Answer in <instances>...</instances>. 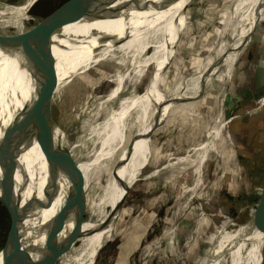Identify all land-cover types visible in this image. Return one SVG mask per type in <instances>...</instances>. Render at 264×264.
<instances>
[{
    "label": "bare ground",
    "instance_id": "1",
    "mask_svg": "<svg viewBox=\"0 0 264 264\" xmlns=\"http://www.w3.org/2000/svg\"><path fill=\"white\" fill-rule=\"evenodd\" d=\"M192 1L125 0L111 10L106 19L91 23L76 21L62 27L53 46L57 68L41 78L37 88L53 120L54 132L48 144L44 148L40 145L37 152L33 148L39 137V116L30 105L23 113L29 143V149L22 156L24 174L17 177L18 184L25 185L23 200L43 196L48 169L58 172L51 204L45 205L39 213V233L35 239L37 255L46 245L53 244L52 233L55 232L58 246L46 254L53 264H96L101 250L114 236L116 219L112 215L123 210L122 200L127 187L160 171H143L153 161L152 135L159 134L157 132L163 128L174 127L180 130L181 140L187 145L184 154L175 162H168L166 167L174 165L193 170L192 183L180 189V215L194 203L200 211L196 233L187 241L179 259L181 264H187L197 233L211 221L206 200L198 199L209 162L207 154L203 155L201 103L212 75H217L218 83H223L227 64L231 67L232 61L236 62L247 34L253 29L249 27L261 23L259 12L264 10V6H260L262 0H212L222 11V20L218 24L220 28L224 27L220 44L214 57L216 40L207 52L208 66L203 63L198 71L186 76L179 58L184 34L189 28ZM31 2L0 0V37L20 38L47 28L41 25L42 20L29 28L26 26L32 18L28 15ZM254 20L253 26H249ZM73 38L80 45H75ZM149 46L151 53H148ZM92 49L107 67L105 78L94 69L97 58L91 57ZM154 59L158 68L152 82L145 91H139L142 74ZM9 70H16V60L0 51V77L3 79ZM2 85L0 81V92ZM6 86L3 85L5 90L10 88V85ZM20 92L24 101L29 100L28 92L23 89ZM23 100L18 102V108L23 105ZM67 103L71 119L80 124L77 133L64 130L57 119L55 109ZM260 103L262 105L264 99ZM144 111L148 113L144 115ZM228 121H225L221 138L226 144L220 145L217 154L220 159L228 154ZM140 133L145 134V140L139 149H135L132 137L136 138ZM65 146L70 150L68 157L62 154ZM170 149L174 150L173 143ZM59 161H63L61 165H58ZM75 173H78L76 177ZM173 180L175 186L178 176ZM106 197L113 210L108 207ZM254 208L257 210L255 215H260V222L264 223V206L257 204ZM173 221L161 237L150 243L152 251L143 264H149L161 242L172 240L177 217ZM238 222L231 227L222 224L213 236L210 252H216L218 264L230 261L234 244L245 232L241 221ZM158 257L166 259V255Z\"/></svg>",
    "mask_w": 264,
    "mask_h": 264
},
{
    "label": "rangeland",
    "instance_id": "2",
    "mask_svg": "<svg viewBox=\"0 0 264 264\" xmlns=\"http://www.w3.org/2000/svg\"><path fill=\"white\" fill-rule=\"evenodd\" d=\"M78 1L35 0L28 14L32 18L27 21L26 26H34L39 20H42L41 25L48 26L62 22L74 15ZM260 6H264V0ZM189 9V28L184 34L182 55L179 58L180 67H183L186 76L198 71L203 63L208 66L207 52L216 42L214 57L224 30V27L220 28L218 25L222 20V11L217 2L193 0ZM259 18L261 23L256 27H249L253 29L247 34L236 62L232 61V66L225 71L223 83H218L217 75L211 76L209 89L201 103L203 155L207 154L209 162L207 161L204 170L205 182L198 199L206 200L211 221L197 233L194 242L192 241L187 264H218L216 252H210L213 236L222 224L231 227L232 224L240 223L238 221H241L245 232L234 244L233 254L226 264H261L259 249L264 250V223L260 222V215H255L257 210L254 207L261 200L264 189V131L255 136L247 128V119L264 111V106L258 108L264 99V12H261ZM254 23L255 20L249 26ZM9 31L12 32L13 29L10 28ZM103 40L105 35L101 44ZM151 49L149 46L148 53H151ZM92 56L97 58L93 64L95 71L105 78L107 67L94 49L91 50ZM156 62V59L151 60L146 72L142 74L139 91H145L150 86L158 68ZM231 72L232 76L227 80ZM169 84L171 85V82ZM252 100L258 103L254 109ZM69 109L68 103L58 106L55 109L56 116L64 130L77 133L80 124L73 122ZM147 113L148 111H144V115ZM227 120L230 134L227 139L228 154L226 158L220 159L217 154L220 145L226 144L224 138H221ZM237 131H243V134H237ZM157 133L159 134L152 135L151 141L153 161L143 171H160L149 178H140L127 187L122 200L124 208L115 216L114 236L101 250L96 264H143L152 251L153 246L150 243L161 237L166 227L174 224L175 217L177 221L172 240L169 243H160L149 264H181L179 259L184 247L196 233V224L200 218L197 203L193 202L194 204L180 215L181 203L178 201L180 189L192 183L193 170H183L174 165L166 167L168 162H175L178 156L184 154L187 142L181 140L178 128H163ZM239 139L244 143V147L240 145ZM144 140V133H140L136 138L132 137L134 148L139 149ZM172 143L174 150L170 149ZM40 145L38 137L33 148L35 152ZM176 175L178 180L173 186L171 181H174ZM256 196H259L258 200L255 199L256 201L250 204L248 199L252 200V197ZM105 199H108V207L113 210L109 198ZM242 199L247 200L249 204L242 206ZM115 214L114 212L113 215ZM11 221V215L0 201V245L5 242ZM159 255H166V259L159 258Z\"/></svg>",
    "mask_w": 264,
    "mask_h": 264
},
{
    "label": "water",
    "instance_id": "3",
    "mask_svg": "<svg viewBox=\"0 0 264 264\" xmlns=\"http://www.w3.org/2000/svg\"><path fill=\"white\" fill-rule=\"evenodd\" d=\"M34 1L32 0L31 6ZM123 1L125 0H79L74 15L62 22L51 26L44 24L47 28L25 37H0V51L6 57L16 60V70H9L3 79L0 77L4 86L10 85L6 90L2 85L0 92V201L12 218L5 242L0 249L1 264H53L46 258V254L58 246L56 233H52L53 244L46 245L38 255L35 253V239L39 233L37 228L40 210L51 204L58 172L54 173L51 168L48 169L43 196L23 200L25 185H19L17 178L24 174L22 156L29 149L23 113L28 105L36 111L40 120L39 140L44 148L54 132V125L37 88L41 78L57 68L53 46L61 35L62 27L76 21L91 23L106 19L111 10L118 8ZM72 41L75 45H80L74 38ZM21 89L30 94L29 100L22 99ZM22 100L24 103L18 108V102L21 103ZM62 154L70 156L69 148L65 146ZM62 162L59 161L58 165ZM77 175L78 173H75L74 177ZM257 204L264 206V189ZM116 215L117 212L112 215L114 219Z\"/></svg>",
    "mask_w": 264,
    "mask_h": 264
},
{
    "label": "crops",
    "instance_id": "4",
    "mask_svg": "<svg viewBox=\"0 0 264 264\" xmlns=\"http://www.w3.org/2000/svg\"><path fill=\"white\" fill-rule=\"evenodd\" d=\"M261 12H264V10H262V11H260L259 13H261ZM230 65H229V63L227 64V66L226 67H229ZM226 69V68H225ZM225 69H224V71H225ZM234 69V68H233ZM227 70V69H226ZM223 71V72H224ZM233 72V71H232ZM232 72L230 73V77L227 79V80H229L230 78H231V76H232ZM227 82V81H226ZM253 101V100H252ZM254 103L252 104L253 106V109L255 108V106H257L258 105V103H257V101H253ZM264 105H261V103H260V105H258V108H260V107H263ZM261 113V114H260ZM259 113V115L257 114L255 117H249L248 119H247V128L248 129H250V131L252 132V133H254L255 134V136H256V134H258V133H260L261 131H264V111L262 110L261 112ZM245 131V130H244ZM237 134H243V131L241 132V133H239L238 131H237ZM257 137H255V140H257L256 139ZM240 140V139H239ZM240 142V145L242 146V147H244V143H242L241 142V140L239 141Z\"/></svg>",
    "mask_w": 264,
    "mask_h": 264
},
{
    "label": "trees",
    "instance_id": "5",
    "mask_svg": "<svg viewBox=\"0 0 264 264\" xmlns=\"http://www.w3.org/2000/svg\"><path fill=\"white\" fill-rule=\"evenodd\" d=\"M251 104H253V101H251ZM207 161H208V157H207ZM258 198H259V196H256V197H252V200H251V198L250 199H248L249 200V203L250 204H252V202L254 201H256L255 199H257L258 200ZM251 201V202H250ZM248 201L247 200H244V199H242V201H241V205L242 206H244V204L245 205H247V204H249V203H247ZM2 246H3V244L2 245H0V249L2 248ZM259 252H260V257H261V264H264V250L262 249V251L259 249Z\"/></svg>",
    "mask_w": 264,
    "mask_h": 264
}]
</instances>
